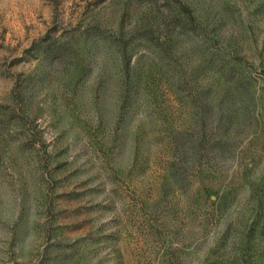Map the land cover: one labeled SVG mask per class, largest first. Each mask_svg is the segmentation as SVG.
I'll return each instance as SVG.
<instances>
[{"label": "rangeland", "instance_id": "obj_1", "mask_svg": "<svg viewBox=\"0 0 264 264\" xmlns=\"http://www.w3.org/2000/svg\"><path fill=\"white\" fill-rule=\"evenodd\" d=\"M0 264H264V0H0Z\"/></svg>", "mask_w": 264, "mask_h": 264}]
</instances>
